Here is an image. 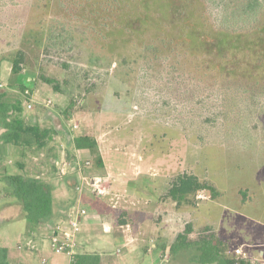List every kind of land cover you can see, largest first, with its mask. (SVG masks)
<instances>
[{
    "label": "rangeland",
    "instance_id": "obj_1",
    "mask_svg": "<svg viewBox=\"0 0 264 264\" xmlns=\"http://www.w3.org/2000/svg\"><path fill=\"white\" fill-rule=\"evenodd\" d=\"M41 1L34 0V7H40ZM61 1L67 3L66 0H49V7L64 11ZM201 1L210 24L240 28L250 23L252 6L262 0ZM17 10H1L0 7V92L4 91L10 100L22 99L26 122H37L53 129L48 141V147L52 148L48 154L40 156L41 151L29 149V155L21 154L18 148L9 146L3 178L8 172H18L17 162L23 161L29 172L39 174L44 181L51 176L52 184L60 192L70 193L69 185L56 175V162L60 161L62 149L67 157L74 154L73 137L88 134L98 143L106 171L111 175V184L110 193L103 196L93 194L86 187L82 195L87 193V201H83L82 206L88 215L98 219L92 206L106 203L101 205L106 218H100L99 231H114L115 236H121L118 239L109 235L111 239L105 246L99 242L84 243L83 251L97 255L100 252L102 264H191L171 261L168 251L161 254L155 248L152 252H143L141 249L145 245H151L150 231L143 240L136 241L125 232L126 224L131 221L121 211L133 206L129 204L133 200L126 202V182L120 187L114 186L113 190L112 181H128L141 171L140 175L146 173L153 181H161L151 196L160 194L158 203L166 210L167 226L163 227L162 219L158 220L160 232L166 239H173L188 222L194 230L191 237H195L204 225H212L230 252L235 254V247L244 246L251 260H264V255H260V250H264V155L255 159L254 155L248 154L250 150L245 149L241 139L229 134L230 125L234 128L233 112L226 104L231 95L218 91L212 79L206 80L204 75V85L196 86L189 78L199 71L192 72V68H187L185 65H192L191 61L182 56L174 65L179 74L174 77L172 72L163 77L165 67L161 60L158 59L160 69H156L151 66L148 56L140 60V50L119 43L116 46L114 39L99 50L80 26H65L61 31L52 27L54 35L39 30L32 35H15L13 29L21 28H15V24L6 22V18L20 15ZM66 28L71 30L70 33L74 29L73 36L71 34L69 41L59 44L57 33H66ZM19 50L25 63L19 74L12 75L10 58ZM43 77L54 80L59 89ZM20 86L25 87L24 91ZM48 99L51 103L46 105ZM199 99H203L200 104ZM73 100L74 104L70 105ZM28 103L32 104L31 108H27ZM74 123L78 127L72 130ZM258 123L263 128L264 121ZM85 159H89L88 156ZM152 172L156 175L149 174ZM183 172L213 185L220 195L211 199L208 191H202L207 197L197 200L195 206L185 208H178L171 200L163 199L171 179ZM240 188L248 191L246 201L238 198ZM5 201L7 204H0V246L8 247L11 263L18 264L15 253L17 243H20L21 249L36 255L35 264H42V259L52 257H59L62 264H67L69 256L55 251L50 241L42 251H37V247L29 249L24 235L27 220L21 204L8 196L7 189L0 184V203ZM133 207L139 208L140 204L135 203ZM119 215L122 223L118 222ZM138 216L145 223H151L148 216ZM155 232H158L156 226Z\"/></svg>",
    "mask_w": 264,
    "mask_h": 264
},
{
    "label": "trees",
    "instance_id": "obj_2",
    "mask_svg": "<svg viewBox=\"0 0 264 264\" xmlns=\"http://www.w3.org/2000/svg\"><path fill=\"white\" fill-rule=\"evenodd\" d=\"M48 1H41L40 10L34 7V0H0V7L1 10L19 9L17 11L21 12L14 18H6V22L21 28L13 29L15 35H32L37 30L54 35L52 27L61 31L65 26H80L91 44L99 50H103L110 39H114L116 46L119 43L137 48L141 61L148 56L151 66L156 69H160L161 65L165 67L163 77L172 72L174 77L179 74L175 72L174 65L181 56L190 60L192 65L185 66L192 68V72L199 71V74L189 78L190 81L196 86H203L204 75V79H212L218 91L231 95L229 103H226L233 112L231 120L234 128L230 125L229 131L231 137L241 139V144L250 150L248 154L254 155L255 159L264 155V126L262 128V124L258 123L264 121V0L252 6L250 23L240 28L210 24L201 0H66L67 3L61 1L64 11L59 7H49ZM36 10L38 13L35 14ZM66 30V33H57L59 44L72 38L74 29L72 33L68 28ZM10 62V73L19 74L25 63L22 51H15ZM43 79L59 89L54 80ZM20 88L24 91L25 87ZM73 104L74 100L70 105ZM23 112L22 99L10 100L4 91L0 92V157L7 145L35 152L47 146L53 129L42 127L37 122H26ZM72 146L74 150L87 153L93 168L103 167L95 137L80 134L73 137ZM17 167L18 172L7 174L3 179L7 195L19 201L24 217L32 227L49 222L54 215L52 185L26 172L20 161ZM199 191H208L211 199L220 195L213 185L194 174L183 172L171 179L162 198L171 200L178 208L192 207L199 200L196 197ZM237 195L242 202L246 201L248 191L240 188ZM118 222H123L120 215ZM192 232L190 222L186 223L183 231L169 245L171 261L251 264L250 258H239L230 252L212 225H204L195 237L190 236ZM99 262V255L84 253L73 255L71 264ZM0 264H9L8 248L5 246H0Z\"/></svg>",
    "mask_w": 264,
    "mask_h": 264
},
{
    "label": "crops",
    "instance_id": "obj_3",
    "mask_svg": "<svg viewBox=\"0 0 264 264\" xmlns=\"http://www.w3.org/2000/svg\"><path fill=\"white\" fill-rule=\"evenodd\" d=\"M42 127H44V126H42ZM45 127H47V126H45ZM9 146L10 145H7L5 147V153L2 154L0 157V184L4 189H7V187H6L4 180H3L4 179L3 176L5 175L3 171L5 168H7L6 157H7V154L9 153V149H8ZM15 148H18V147H15ZM46 148L47 149L45 150V152L43 150L41 152L39 151L40 156H44V155L48 154L52 147L51 146L48 147V144H47ZM18 149L20 150L21 154H24V152H26L29 155V152H28L29 149H27V148H18ZM74 151L75 152L73 154V157L72 156L67 157L68 153L66 154L67 156H65L64 155L65 151L62 149V152H61L62 154L59 158L60 161L63 159V157H67L69 160H72V161H75L76 159L87 160V159H85L87 156L86 152L78 151V150H74ZM100 155L102 158L103 167L99 168V169H96L93 167L92 168L88 167L89 169L85 168L86 174L91 173L93 175L94 174H97V175L100 174L101 175V174L107 173L106 168H105L104 159H103L101 152H100ZM88 160H90V159H88ZM138 160L140 161L141 157ZM20 162L24 166V162L23 161H20ZM57 162H56V167L58 166V163H59V162L58 163ZM53 167H54V165H53ZM103 169L105 170L104 173L101 172V171H103ZM24 170L26 172H29L25 167H24ZM86 170H87V172H86ZM98 170H101V171L99 172ZM120 171H122V170H120ZM29 173L33 174L31 171ZM122 173H126V172L122 171ZM140 173H141V171L138 173L137 176H134L133 178L129 179L128 181H123V182L112 181V189L114 190V186L120 187L123 185V183L126 182L125 188H126V191L128 193L126 202H128L129 200H133V201H129V204H133V206L135 203L140 204L139 208L138 207L135 208L133 206H127L125 211H121L122 214L123 213L126 214L128 216V219L131 221V224L130 223L126 224L127 229L126 228L124 229V230H126L125 232H127V234L130 236V239L133 241L143 240L145 238V236L148 235L147 232L150 231L149 242L151 243V245L150 244L145 245L141 250L143 252L149 253V252H152L153 249L156 248V249H159L161 254H162L163 251H168L169 245L174 241L175 237L179 233H181L183 230L178 232L173 239H166L165 234L163 235L160 232V228H159L160 224H158V222H159L158 220L162 219L163 227H166L167 223H168L167 219L164 217L166 210L162 207L161 203H158V198L160 197L159 196L160 194L158 195V197L153 196L154 198L151 196V194L155 190L154 187H158L159 183L161 184V181L160 182L153 181L151 179L150 175H148L146 173L144 175L143 174L140 175ZM7 174H10V173L8 172ZM149 174L156 175L155 172H152ZM56 175L60 181H63L65 184L69 185L70 193H68L67 191L60 192L58 190V187L56 185L52 184V182H51L52 177L51 176L48 178V180H45V181L49 182L53 187V198H54L53 212H54V215H53V218L49 222L41 224L39 226H35V227H32L29 224V222L27 221L26 227L24 230V235L26 236L27 243L29 245L30 250L35 249L37 247V249H38L37 251H42L46 247V243H47V241H49V233H50L51 227L58 220L65 218L67 211L69 209V205H71L72 203L77 202V201H80L84 205L83 201H85V202L87 201V193H84L83 195H82V193L78 194L73 189L74 183L79 179L77 171L74 170L72 173L67 175V177L65 176V179H64V177L62 178V177L58 176L57 168H56ZM34 176L38 177V178L41 177L39 174H35ZM59 180L57 179V182ZM130 180H132V181H130ZM156 184H158V185H156ZM166 190H165V192H166ZM158 191H159V189H158ZM66 192L68 193V195H66ZM71 192H72V195H71ZM165 192H163V195ZM171 203L175 205L174 202H171ZM0 204L2 206L4 204H7V202L5 201V202L0 203ZM102 204H106V203L103 202V203L95 204L92 206L95 213L97 215H99L98 219L93 215H88L87 213L82 218L81 223H80V230L76 235L75 254L91 253L88 251H83L84 250V246H83L84 243L90 244L93 242H99L102 244V246H105V244H107L111 239V237L109 235H114L115 238L120 239L121 235L115 236L114 231L112 233H108L107 231L104 232L101 229L100 230L101 233H103L104 235H107V236L101 235L97 224L99 223L100 218H102V217L106 218L105 212L104 211L102 212V209H103L101 207ZM183 208H185V207H183ZM110 212L113 213L112 209H110ZM139 214L148 216L151 219V223H148V222L145 223L144 220L140 219V216H138ZM155 226H156V228H158V232H155ZM17 245H18V247L17 246L16 247L18 248V250H16L15 254L17 256L18 264H35L36 260H37L36 255L31 253L30 251H27L25 249L24 250L21 249L20 243H17ZM81 245H82V247H81ZM136 249H137V247H134V250H136ZM99 254H100V252L98 253V255ZM260 255L261 256L264 255L263 249L260 250ZM67 256H69L67 264H71L73 261V257L68 255V254H67ZM99 258H100V264H102L101 263L102 262L101 257L99 256ZM8 260H9V264H12L11 263L12 258H11V254H10L9 249H8ZM41 262H42V264H62L59 257L42 259ZM158 264H161V262Z\"/></svg>",
    "mask_w": 264,
    "mask_h": 264
},
{
    "label": "built area",
    "instance_id": "obj_4",
    "mask_svg": "<svg viewBox=\"0 0 264 264\" xmlns=\"http://www.w3.org/2000/svg\"><path fill=\"white\" fill-rule=\"evenodd\" d=\"M51 100L46 101V105H49ZM32 104L28 103L27 108H31ZM78 125L73 124L72 130L76 129ZM92 165L90 160L75 161L69 160L67 157L58 163L57 174L59 177H65L77 171L79 179L74 183V190L76 193L81 194L82 191L88 187L93 194L103 196L109 194V186L111 184L110 173H104L101 175H87L85 168ZM198 199L206 198L207 196L199 191L196 195ZM116 206V200L112 204L114 208ZM87 210L80 201L74 202L70 205L65 218L58 220L52 227L49 233V241L51 247L57 252H63L73 257L76 247V235L80 230V223L82 218L86 215ZM119 252V249L117 250ZM234 252L239 258H250L248 251L244 246H237L234 248ZM254 261V262H253ZM251 264H264V260H253Z\"/></svg>",
    "mask_w": 264,
    "mask_h": 264
}]
</instances>
